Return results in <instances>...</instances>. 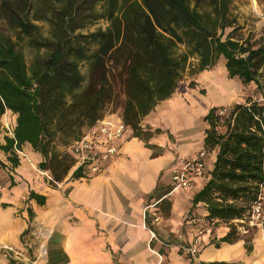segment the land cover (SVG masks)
Returning a JSON list of instances; mask_svg holds the SVG:
<instances>
[{
  "label": "trees",
  "instance_id": "obj_1",
  "mask_svg": "<svg viewBox=\"0 0 264 264\" xmlns=\"http://www.w3.org/2000/svg\"><path fill=\"white\" fill-rule=\"evenodd\" d=\"M0 19L17 28L14 38L0 22V118L7 109L17 113L13 135L0 139V149L18 164L16 148L30 143L43 153L39 165L52 171L53 181L75 161L57 150V138L77 139L85 124L122 101L124 120L138 127L186 72L209 69L220 56L229 77L264 87V30L255 40L237 36L232 0H0ZM40 21L49 24L48 34ZM25 37L48 52L28 63ZM84 61L88 80L80 88ZM218 109L205 114L204 137L205 147H219L216 159L193 200L206 203L209 218L228 221L246 215L263 179L264 102H236L224 121ZM73 175H81V166Z\"/></svg>",
  "mask_w": 264,
  "mask_h": 264
},
{
  "label": "crops",
  "instance_id": "obj_2",
  "mask_svg": "<svg viewBox=\"0 0 264 264\" xmlns=\"http://www.w3.org/2000/svg\"><path fill=\"white\" fill-rule=\"evenodd\" d=\"M208 81L215 87L210 86L207 93L202 88L193 105L175 102L177 85L141 118L138 127L124 120L123 111L106 115L123 119L130 130L116 139L117 157L101 164L97 172L81 167V175H73L79 166L72 154L75 161L67 174L53 181L52 171L39 165L43 153L30 143L16 148L22 153H18V164L9 160L10 151L0 149L5 163L0 164V244L12 243L36 254L32 234L41 223L53 229L45 264H264V242L257 229L249 228L252 234H246L233 220L221 219L204 233L198 261L185 247L199 218H209L206 203L193 200L207 177L195 179L187 189L176 188L171 165L178 155L205 147L210 126L205 114L218 97L234 95L222 86L219 75ZM192 107L201 108L202 113L190 111ZM223 128L219 126L222 132ZM0 139L5 142L4 137ZM218 148L208 153L207 171L214 166ZM31 191L39 196H30ZM146 199L152 201L151 215L161 218L155 230L148 229L142 211ZM234 229L232 240H223ZM150 231L161 243L151 241ZM0 264L25 263L0 251Z\"/></svg>",
  "mask_w": 264,
  "mask_h": 264
},
{
  "label": "built area",
  "instance_id": "obj_3",
  "mask_svg": "<svg viewBox=\"0 0 264 264\" xmlns=\"http://www.w3.org/2000/svg\"><path fill=\"white\" fill-rule=\"evenodd\" d=\"M129 130V125L123 119L99 118L83 129L81 135L71 144L70 151L75 155L78 166L88 167L91 172H97L101 169V164L117 157L119 148L116 139ZM208 153L209 150L203 147L193 153L178 155L171 165V179L174 187L187 189L195 179L206 177ZM155 219H159V216H155ZM218 220L219 218H208V220L206 217L199 218L198 228L191 242L185 246L193 260H199L204 233L213 226L210 223L213 224ZM232 220L240 223L239 229L243 232L248 231L249 228L257 229L264 242V172L263 179L259 183L258 195L251 202L246 215ZM51 234L52 230L49 227L42 224L35 227L33 235L39 238V246L34 255L26 253L23 248L12 243L0 244V251L9 253L25 264H45Z\"/></svg>",
  "mask_w": 264,
  "mask_h": 264
},
{
  "label": "rangeland",
  "instance_id": "obj_4",
  "mask_svg": "<svg viewBox=\"0 0 264 264\" xmlns=\"http://www.w3.org/2000/svg\"><path fill=\"white\" fill-rule=\"evenodd\" d=\"M205 3L206 0H203ZM232 8L234 9V12L238 15V23L240 24V27L236 31L237 36H247L250 35L252 40L258 39L260 37L262 31L264 30V0H255V3L253 0H232ZM0 22L2 24V30L6 34L12 35L14 38L16 37L17 34V28L10 22L8 19L6 20H1ZM100 21L99 23H101ZM41 24V30L44 34H48L49 32V24L47 22H39ZM96 25H93L91 27H94ZM230 29V27L228 28ZM21 44L23 45L24 51L26 53V57L28 60V63H31L34 57L36 56V53H41V55H45L48 52L47 46H42V47H37L33 45L32 42H29V38L25 37L21 41ZM88 62H83L82 63V70L85 74V80L82 83V88L88 80ZM220 78V81L222 82V86H227L232 92L233 96L230 99H227L225 97H218L215 99L212 103L214 105H217L219 107L218 112L223 115L222 121H224V115L228 111V109L236 102H246L248 99L253 98V99H258L261 102H264V87L262 90L258 89L257 84L254 81L251 82H243L239 77H229L228 71L225 65V59L224 57L220 56L216 64L209 68L205 69L203 71H199L196 73H189L186 72L182 78V80L178 84L177 91L175 93V97L178 98L175 100L176 103H180L182 105H185V102L190 103L191 105L194 104V98L201 96V89L204 88L205 92L207 93L208 88L210 86L215 87L214 84H212L208 79L218 76ZM195 81L194 87H191V82ZM220 84V82H219ZM78 88V89H80ZM224 90V89H223ZM123 99V97H122ZM185 100V101H183ZM123 101L120 104H115L111 105L104 113V116L101 118L105 117L106 115H110L113 112L120 111L122 112L123 110ZM189 108L190 111H195L198 115H200L201 108L198 109H193ZM223 112L221 113V111ZM108 113V114H107ZM16 113L12 111H8L2 115L0 118V137H4L5 134L13 135V129L16 123ZM88 124H85L82 128L83 129L87 126ZM226 129L225 125H221ZM75 139H72L70 142H64L62 139L57 138L56 143H57V150L60 153H69V155H72V152L70 151V146L73 144ZM23 148V146H22ZM207 148V147H205ZM208 149V148H207ZM210 151V149H208ZM19 155H21V152H18ZM74 158V156H73ZM211 163V160L210 162ZM151 200L146 199L144 201V206L142 207V211H145V218L147 220V227L148 229L155 230V225L157 224L161 218H159L156 221H153L155 219L154 215H151ZM208 220V218H207ZM155 223L154 227L151 225V223ZM222 222L221 219L216 221L215 223H210V225H216L217 223ZM41 224V223H40ZM37 226V225H36ZM52 233H53V229ZM246 234H252L251 230L248 231ZM33 238L37 240V246H39V238L36 235H33ZM52 236V234H51ZM51 238V237H50ZM150 238L151 241H156L160 242V239L156 237L151 231H150Z\"/></svg>",
  "mask_w": 264,
  "mask_h": 264
},
{
  "label": "bare ground",
  "instance_id": "obj_5",
  "mask_svg": "<svg viewBox=\"0 0 264 264\" xmlns=\"http://www.w3.org/2000/svg\"><path fill=\"white\" fill-rule=\"evenodd\" d=\"M254 1V3H255V0H253Z\"/></svg>",
  "mask_w": 264,
  "mask_h": 264
}]
</instances>
